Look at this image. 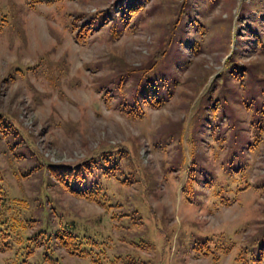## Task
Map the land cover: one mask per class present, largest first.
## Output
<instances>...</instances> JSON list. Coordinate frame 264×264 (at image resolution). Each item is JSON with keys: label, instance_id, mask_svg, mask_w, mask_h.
Returning <instances> with one entry per match:
<instances>
[{"label": "rangeland", "instance_id": "374dc122", "mask_svg": "<svg viewBox=\"0 0 264 264\" xmlns=\"http://www.w3.org/2000/svg\"><path fill=\"white\" fill-rule=\"evenodd\" d=\"M134 1L0 0L5 122L50 164L122 154L112 172L124 182L106 181L107 210L48 188L42 199L66 212L58 218L100 243L91 247L97 261L57 246L55 252L64 264H239L245 240L264 231V113H254L264 102V0ZM127 3L141 7L131 12L135 25L112 38L101 16L113 4L119 18ZM99 10L100 25L86 43L75 42L68 16ZM150 65L138 95L162 102L142 105L134 119L121 105L132 104L134 77ZM115 68L125 77L120 90L111 79ZM223 73L231 86L213 80ZM6 154L0 144V182L8 195L32 198L39 177L19 175L20 161ZM191 168L199 177L188 196ZM241 182L246 187L231 204L218 201L221 188L231 196ZM216 239L229 247L213 260L201 249ZM13 252L0 251V264H9ZM38 253L25 262L35 264Z\"/></svg>", "mask_w": 264, "mask_h": 264}, {"label": "trees", "instance_id": "16d2710c", "mask_svg": "<svg viewBox=\"0 0 264 264\" xmlns=\"http://www.w3.org/2000/svg\"><path fill=\"white\" fill-rule=\"evenodd\" d=\"M35 2H51L54 0H33ZM119 1V0H117ZM140 1V0H135ZM32 3V2H31ZM118 3V2H117ZM114 4H116L114 2ZM132 3L123 4V13H120L117 18L116 12L114 13L115 5L109 8L111 11L109 14L99 10L92 17H85L81 15L70 14L68 23L66 26L71 32L72 38L77 43H86L90 33L100 25V23L107 24V29L112 38L116 36L123 29H132L135 23L130 20L131 12L140 10V5L135 7L131 6ZM122 5V4H120ZM33 7V6H31ZM99 13H105L101 16L102 21L97 23ZM73 16V17H72ZM5 20V19H4ZM7 21V20H5ZM131 22V23H130ZM232 62V61H231ZM233 65H236L235 63ZM146 71H142L139 75L135 76L134 93L131 95L132 104L121 105V111L130 116L131 118L138 119L142 117L143 109L142 105L158 106L162 100L154 101L153 98H147L146 95L139 96L138 89L141 85V79H143L153 69V65L148 66ZM233 67V66H232ZM140 69V68H139ZM134 70L133 73L138 74L140 70ZM112 71L111 79L117 78V88L120 90V85L125 80L123 74H118L117 70ZM229 74V71H226ZM214 81H222L224 84H228L229 75L223 73L214 77ZM101 84H105L104 79L99 80ZM229 87V86H228ZM99 86L96 89L99 90ZM156 89L157 86L155 85ZM233 88V86L231 87ZM133 89V86H132ZM234 92V89H232ZM154 94V93H153ZM155 95V94H154ZM169 95L164 96L163 100ZM264 102L255 109V114L264 113ZM215 107H212V111ZM7 118V114H0V144L3 146V152L7 153L9 160L17 158L20 161V167L18 170L19 175L22 177L37 176L40 180H37V191L32 198L15 197L8 195L7 190L0 182V251H7L14 248L13 256L9 264H32L31 262H25V259L33 255L34 250L38 248L37 261L35 264H64L60 261L55 249L57 247L63 248L67 253L71 255L91 256L92 261H97L94 257L96 253L92 252V246H98L100 243L95 241L84 240L82 236H77L70 228L73 227V222H62L66 220L62 217L65 214L64 208L61 210L59 207L57 210L55 206L51 204V200L45 196L49 187L57 186L60 190L69 191L77 197H81L92 201L102 208H106L107 203L111 198V195L107 193L108 187L106 181L111 177L124 182V179H120V176L116 173L113 174L112 170L118 169V158L111 160L110 152L108 155H103L98 158L97 161L92 163L81 162L75 165H62V164H50L37 152L31 141L25 137V134L20 133L14 126H9L3 119ZM254 118V116H253ZM260 118V115H259ZM11 124H14L12 118H8ZM258 122L259 130L262 129L260 120ZM240 149V148H239ZM241 150V149H240ZM126 153L128 151L126 150ZM239 164H236L232 168L233 172L239 169ZM1 173V169H0ZM194 170L189 169L186 187L183 189L186 195L191 194V182L196 180L195 177L198 174H194ZM119 176V177H118ZM199 177V176H198ZM1 181V177H0ZM261 187H264V179ZM246 187V183L241 182L235 186V191L231 196H227L222 188L219 190L218 201L224 205L231 204L239 190ZM117 200V199H116ZM116 206H120V202L117 200ZM123 215V214H120ZM72 220V218H71ZM70 221V220H66ZM30 230V231H29ZM256 236V235H255ZM250 239L248 237L245 240L243 251L236 257V261L239 264H264V231L262 230L258 237ZM229 246L223 245L220 240H213V244L201 249L203 254L211 253L212 259L217 258V249L227 251ZM91 249V250H90ZM207 250V251H206ZM93 255V256H92Z\"/></svg>", "mask_w": 264, "mask_h": 264}]
</instances>
